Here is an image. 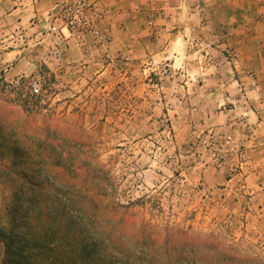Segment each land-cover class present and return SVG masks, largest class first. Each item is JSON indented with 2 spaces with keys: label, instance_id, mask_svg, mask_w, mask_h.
<instances>
[{
  "label": "rangeland",
  "instance_id": "1",
  "mask_svg": "<svg viewBox=\"0 0 264 264\" xmlns=\"http://www.w3.org/2000/svg\"><path fill=\"white\" fill-rule=\"evenodd\" d=\"M75 1L0 0V89L95 133L110 192L141 219L264 259V102L238 53L250 38L204 17L206 0H150L121 28L120 13L84 0L104 14L70 29ZM118 29L130 37L115 44Z\"/></svg>",
  "mask_w": 264,
  "mask_h": 264
},
{
  "label": "trees",
  "instance_id": "2",
  "mask_svg": "<svg viewBox=\"0 0 264 264\" xmlns=\"http://www.w3.org/2000/svg\"><path fill=\"white\" fill-rule=\"evenodd\" d=\"M0 89L1 264H264L214 233L161 228L110 192L96 134Z\"/></svg>",
  "mask_w": 264,
  "mask_h": 264
},
{
  "label": "crops",
  "instance_id": "3",
  "mask_svg": "<svg viewBox=\"0 0 264 264\" xmlns=\"http://www.w3.org/2000/svg\"><path fill=\"white\" fill-rule=\"evenodd\" d=\"M99 1L100 5H106L111 7L120 13V17L123 18L122 21L115 20V27L121 28V23L127 20L130 13L134 8L144 9L146 4L150 0H96ZM159 1L158 6H165L172 2L174 5L183 4L184 2L190 4L193 0H154ZM207 10L204 12L205 16H213L216 13L221 14L225 19V23H219V28L222 31H227L228 23H231L233 28L231 29L234 34H238V29L241 27L244 31L243 33L250 38L252 45L250 47H245L238 53H240V61L248 68L250 71H254L255 82L260 87L258 88L260 100L264 102V0H206ZM217 4V6L215 5ZM209 6V8H208ZM219 6V8H218ZM165 8V7H163ZM125 17V20H124ZM187 18V17H186ZM215 23L214 21H212ZM115 44H118L120 39H128L123 30L118 29L116 32ZM257 74V75H256ZM257 92V90H254ZM258 121L264 118V115L260 117L259 113H256Z\"/></svg>",
  "mask_w": 264,
  "mask_h": 264
},
{
  "label": "built area",
  "instance_id": "4",
  "mask_svg": "<svg viewBox=\"0 0 264 264\" xmlns=\"http://www.w3.org/2000/svg\"><path fill=\"white\" fill-rule=\"evenodd\" d=\"M73 5L75 7H77V10L74 11L72 17H70L68 15L67 16L68 19L66 18L67 26L70 29H75V28H77L79 26L88 25L89 21L92 19V14L94 16H96V17H102V15L104 14L102 12V14L100 16L98 8H95V7H92V6L86 7V5L84 4V0H76L75 2H73ZM88 13H90V18L91 19H88V16H87ZM69 17H70V19H69ZM33 90H34V92L38 93L40 91V88L38 87L37 84H34L33 85Z\"/></svg>",
  "mask_w": 264,
  "mask_h": 264
}]
</instances>
